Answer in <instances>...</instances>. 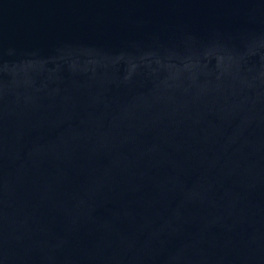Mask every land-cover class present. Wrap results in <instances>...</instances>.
Masks as SVG:
<instances>
[{
	"label": "water",
	"instance_id": "water-1",
	"mask_svg": "<svg viewBox=\"0 0 264 264\" xmlns=\"http://www.w3.org/2000/svg\"><path fill=\"white\" fill-rule=\"evenodd\" d=\"M0 264H264V0H0Z\"/></svg>",
	"mask_w": 264,
	"mask_h": 264
}]
</instances>
